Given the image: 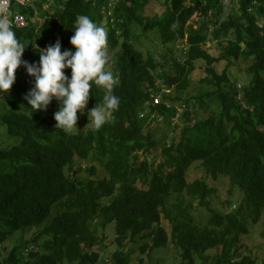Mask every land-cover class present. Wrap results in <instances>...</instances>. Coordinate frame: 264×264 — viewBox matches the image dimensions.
Instances as JSON below:
<instances>
[{"label":"trees","instance_id":"obj_1","mask_svg":"<svg viewBox=\"0 0 264 264\" xmlns=\"http://www.w3.org/2000/svg\"><path fill=\"white\" fill-rule=\"evenodd\" d=\"M165 2V10L153 16L144 15L148 0L12 5L10 12L28 19L24 26L9 25L22 43H29L22 56L29 62L39 61L38 46L57 39L62 51L73 48L69 38L78 14L99 25L106 21L107 48L115 51L106 68L118 79L113 92L119 104L99 130L84 127L87 109L103 96L93 86L84 112L77 113L80 130L65 133L55 129L56 100L32 116L21 108L27 106L24 95L33 77L18 67L9 92L0 93V124L19 140L0 147V264L21 263L18 244L5 256L2 245L16 231L30 228L37 230L23 241L38 248L27 246L34 259L28 264H131L138 251L151 256L171 245L180 248L183 264L203 263L211 248L217 253L210 264H257L240 237L249 233L247 213L257 221L264 211V0ZM192 18H201L200 23L190 24ZM140 26L144 33H159L167 48L179 40L183 45L178 53L169 48L145 55L137 46ZM241 58L251 59V77L236 87L228 66ZM222 60L227 67L220 72L216 64ZM199 61L204 75L192 100L184 92ZM196 106L210 110L209 115L194 116ZM159 120L176 127V134L157 135ZM196 161L210 176L226 175L243 191L237 209L220 213L211 204L215 188L203 177L189 180ZM200 208L208 217L199 223L193 213ZM110 224L118 249L111 262L101 261L97 248Z\"/></svg>","mask_w":264,"mask_h":264},{"label":"clouds","instance_id":"obj_2","mask_svg":"<svg viewBox=\"0 0 264 264\" xmlns=\"http://www.w3.org/2000/svg\"><path fill=\"white\" fill-rule=\"evenodd\" d=\"M73 35L69 38L73 48L61 50V41L56 40L46 47L38 45L39 61L29 62L22 58L27 45L22 43L10 25L0 20V93H8L18 67L23 65L33 77L32 87L24 95L25 112L47 110L55 99L59 108L54 112L55 129L72 133L77 127L78 110L83 113L93 86L102 90L98 103L87 109L92 130H99L109 114L118 107L119 97L113 92L118 79L106 68L107 32L102 25L88 15L78 14L74 21ZM35 47V46H34ZM36 48V47H35ZM70 68L68 75L64 69ZM86 125V126H87Z\"/></svg>","mask_w":264,"mask_h":264},{"label":"rangeland","instance_id":"obj_3","mask_svg":"<svg viewBox=\"0 0 264 264\" xmlns=\"http://www.w3.org/2000/svg\"><path fill=\"white\" fill-rule=\"evenodd\" d=\"M166 8V2L165 0H148V3H146L144 8V15L153 16L155 14H161ZM40 22H44L43 17L39 16ZM201 18H192L189 22L190 24H199ZM106 32L108 30V23L103 22L101 24ZM138 26V25H137ZM196 26V25H195ZM141 27V28H140ZM139 27V40H141L138 43V48L141 49L145 55H148L150 53L152 54H162L168 49H172L175 53L179 52V45H183L182 41H175L173 43L169 44V48L165 47L164 43L162 42V38L159 33L151 31L150 29H147L144 33L142 26ZM187 38V35H186ZM180 45V46H181ZM208 47L216 51V53H220V48L214 44V43H208ZM115 52V51H113ZM112 51H110L107 48V55L108 58H110L113 54ZM251 63V59L243 60L242 58L237 60V63L234 65L228 66V73L230 74V78L232 81V84L236 87L238 86H244L248 83L250 80V73L247 69L248 65ZM202 61H199L196 63V68L193 71L190 79H191V85L189 88L184 92V96H189L193 99H196V95L199 92L200 88V79L202 75H204V65ZM227 67V61L222 60L219 63L216 64L217 70L222 72ZM167 91H171L170 93L176 94L175 89L169 88ZM194 97V98H193ZM159 99L161 100V96H159ZM55 100V99H54ZM2 108L5 109L4 103L1 104ZM197 107V106H196ZM198 111L197 113L193 112L194 116L197 117V115L200 116H208L210 113V110L199 108L197 107ZM174 121H178V117L176 116ZM87 125V124H86ZM84 125V127L91 126ZM158 126V127H157ZM78 128H75L73 131L80 130L81 126H77ZM154 128L158 131L156 134H161L162 132H168L171 135L176 134L177 129L176 127H168L166 124L162 123L161 120L158 121L157 124L154 125ZM84 129V128H83ZM18 137L12 136L8 133V128L6 124H0V147L1 146H12L16 143H18ZM83 164H88V161H82ZM203 177L207 180L210 186H213L215 188V193L212 198V206L219 211L222 214L228 213L232 210H235L239 207L243 200V191L240 190L237 186L233 185L230 178L226 175H220L218 177H212L208 174V172L203 167L202 163L199 161L194 162L190 169L188 178L189 180H194L195 178ZM175 198V197H174ZM185 203L188 202V198L184 197ZM194 216L196 217V222L205 220L208 217V211L205 208H200L198 210L194 211ZM248 219H249V233L246 235H242L240 237V243L242 245V248L245 250H248L249 253L257 259V264H262V260L264 259V211L261 213V215L258 217L257 221H255L252 217V215L248 212ZM169 229V228H168ZM37 230V228H30L26 232L22 230H18L12 235L8 237V239L5 241V243L2 245V256H5L10 253V251L13 249L15 245H19V248H17V251L20 253L21 257V263L20 264H28L27 262L30 261V263H33V258L28 256V252L26 250L27 246L32 250L35 248V250L38 248L37 244L35 246L26 245L24 242L26 239H31L34 235V232ZM104 234L106 235V240L102 242V247L97 248L100 251V259L111 262V257L114 254V252L118 249L116 244L113 242L115 238L114 233V226L108 225L105 229ZM24 240V241H23ZM29 249V250H30ZM147 252V251H146ZM217 253V248H211L208 251L209 259L205 260L201 264H210L215 257ZM143 256V261L140 260V256ZM131 264H183V258L181 254L180 248H173V245H171L169 248H162V250H159L156 253H152L151 256H148V254H144L143 252H136L133 254V261Z\"/></svg>","mask_w":264,"mask_h":264},{"label":"built area","instance_id":"obj_4","mask_svg":"<svg viewBox=\"0 0 264 264\" xmlns=\"http://www.w3.org/2000/svg\"><path fill=\"white\" fill-rule=\"evenodd\" d=\"M34 0H0V16L8 24L24 26L28 24V19L26 15L22 12L12 13L11 7L16 3L29 4ZM159 97L155 100L158 101Z\"/></svg>","mask_w":264,"mask_h":264}]
</instances>
